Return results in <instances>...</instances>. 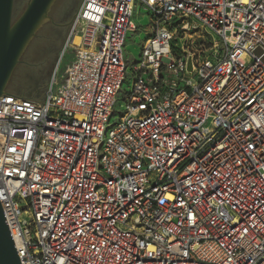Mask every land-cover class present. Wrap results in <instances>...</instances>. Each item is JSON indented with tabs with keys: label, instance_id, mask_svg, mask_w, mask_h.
I'll use <instances>...</instances> for the list:
<instances>
[{
	"label": "built area",
	"instance_id": "2783aa9c",
	"mask_svg": "<svg viewBox=\"0 0 264 264\" xmlns=\"http://www.w3.org/2000/svg\"><path fill=\"white\" fill-rule=\"evenodd\" d=\"M0 204L21 264H264V0H81L0 96Z\"/></svg>",
	"mask_w": 264,
	"mask_h": 264
},
{
	"label": "rangeland",
	"instance_id": "374dc122",
	"mask_svg": "<svg viewBox=\"0 0 264 264\" xmlns=\"http://www.w3.org/2000/svg\"><path fill=\"white\" fill-rule=\"evenodd\" d=\"M28 0H13V16L16 17L25 7ZM81 0H71L67 5L65 0H56L55 4L51 7L49 11V21L44 23L42 27L36 33V36L31 40L30 45L25 50L21 63L15 68L11 85L20 87L22 89H27L30 92H33L34 88L38 85L44 86L41 92V98L43 99L45 94V89L50 83L57 58L63 42L68 34L69 26L72 20V17L77 10ZM67 5L66 11L69 12V16L66 23V29L64 30L63 36L60 38L59 43L56 44V53L51 59H47L48 48L50 47L47 43V37L52 32L51 23L54 21L61 20L63 13V7ZM139 9V4L137 6V12ZM135 12L132 17L133 23L137 26L135 32H129L125 39V44L123 46L124 59L127 66L133 64V61L139 58L140 53V44L144 40L148 31L149 17L146 14L145 9H141V14L139 15ZM69 57L67 56L62 60L57 76L61 77L63 73L64 65L68 62ZM128 77L131 76V70H127ZM122 89H129V85L125 82L122 86ZM124 101L119 100L114 106L116 112H120L123 109ZM117 116V115H115Z\"/></svg>",
	"mask_w": 264,
	"mask_h": 264
},
{
	"label": "water",
	"instance_id": "95a60500",
	"mask_svg": "<svg viewBox=\"0 0 264 264\" xmlns=\"http://www.w3.org/2000/svg\"><path fill=\"white\" fill-rule=\"evenodd\" d=\"M55 2L28 0L20 14L14 17L13 0H0V96L8 94L15 68L21 63L25 50L38 30L49 21V11ZM0 264H21L1 204Z\"/></svg>",
	"mask_w": 264,
	"mask_h": 264
},
{
	"label": "flooded vegetation",
	"instance_id": "af4514ba",
	"mask_svg": "<svg viewBox=\"0 0 264 264\" xmlns=\"http://www.w3.org/2000/svg\"><path fill=\"white\" fill-rule=\"evenodd\" d=\"M65 2L68 5L71 2V0H65ZM66 4L63 7L65 13H63L62 17L60 18L61 20L54 21L53 23H51L52 32L47 37L48 39L46 41L47 43H50L49 44L50 47L48 48V52H47V59H51L56 53L55 45L59 43V40L63 36L64 30L66 29V23L69 16V12L66 11L67 10Z\"/></svg>",
	"mask_w": 264,
	"mask_h": 264
},
{
	"label": "trees",
	"instance_id": "16d2710c",
	"mask_svg": "<svg viewBox=\"0 0 264 264\" xmlns=\"http://www.w3.org/2000/svg\"><path fill=\"white\" fill-rule=\"evenodd\" d=\"M43 88L44 86L38 85L34 88L33 92H30L27 89H22L20 87L10 85V87L8 88V93L24 99L41 101V92Z\"/></svg>",
	"mask_w": 264,
	"mask_h": 264
},
{
	"label": "bare ground",
	"instance_id": "6f19581e",
	"mask_svg": "<svg viewBox=\"0 0 264 264\" xmlns=\"http://www.w3.org/2000/svg\"><path fill=\"white\" fill-rule=\"evenodd\" d=\"M74 42L75 43H77L78 42V38L76 37V38H74Z\"/></svg>",
	"mask_w": 264,
	"mask_h": 264
}]
</instances>
